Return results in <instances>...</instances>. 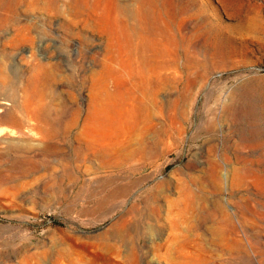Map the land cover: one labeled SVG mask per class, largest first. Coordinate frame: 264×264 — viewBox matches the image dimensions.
<instances>
[{
	"label": "rangeland",
	"instance_id": "374dc122",
	"mask_svg": "<svg viewBox=\"0 0 264 264\" xmlns=\"http://www.w3.org/2000/svg\"><path fill=\"white\" fill-rule=\"evenodd\" d=\"M0 103V264H264V0H0Z\"/></svg>",
	"mask_w": 264,
	"mask_h": 264
},
{
	"label": "bare ground",
	"instance_id": "6f19581e",
	"mask_svg": "<svg viewBox=\"0 0 264 264\" xmlns=\"http://www.w3.org/2000/svg\"><path fill=\"white\" fill-rule=\"evenodd\" d=\"M156 42V41H155ZM156 51V50H155ZM157 52V51H156ZM147 78H151V82L153 83L154 82V79L155 81L159 79L158 77V73L154 72V71H151L150 73L148 72L147 74ZM100 76V75H99ZM100 79V77H99ZM4 108L6 109L5 107V103H0V113L4 111ZM94 110V109H93ZM91 112V111H90ZM95 112V110H94ZM102 112V111H101ZM99 113V112H98ZM99 117V116H98ZM98 119L95 115L93 114H88L85 118V121L82 125V129L80 130V132L78 133V137L80 139L84 138V137H88V136H91L92 132L94 129L97 128L98 126ZM100 124V123H99ZM35 130H37V132L39 134H48V132L41 128V127H38V128H35ZM69 129L67 128V131ZM0 136H1V133H0ZM83 141V140H82ZM92 143V142H90ZM29 144V143H28ZM89 144V143H88ZM91 145V144H89ZM82 148V147H81ZM79 149V148H78ZM86 152L87 153H90L92 148L89 147V146H86L85 148ZM82 153V152H81ZM98 153V154H97ZM113 153V152H112ZM94 154H96L97 156H103L106 154L105 151H101V152H97L95 151ZM181 216V215H180ZM173 222V221H172ZM125 223V222H124ZM176 235V234H175ZM196 241V240H195ZM192 240H180L179 242H177L176 240V245L174 246H169L166 251L168 253V255L170 256H173L175 253H177L178 255V262L177 264H200L198 258H197V255H196V252L199 251L200 247H195V245H192ZM194 243V242H193ZM172 245V244H170ZM193 249V250H192ZM169 257V256H168ZM174 261V260H173ZM74 264V263H73ZM210 264V263H209Z\"/></svg>",
	"mask_w": 264,
	"mask_h": 264
}]
</instances>
